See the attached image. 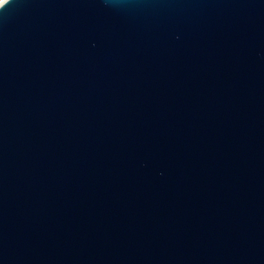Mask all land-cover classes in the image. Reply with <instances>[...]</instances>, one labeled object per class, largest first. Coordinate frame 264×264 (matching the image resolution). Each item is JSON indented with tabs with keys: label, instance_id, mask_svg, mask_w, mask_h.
Instances as JSON below:
<instances>
[{
	"label": "water",
	"instance_id": "1",
	"mask_svg": "<svg viewBox=\"0 0 264 264\" xmlns=\"http://www.w3.org/2000/svg\"><path fill=\"white\" fill-rule=\"evenodd\" d=\"M0 264H264V0L0 6Z\"/></svg>",
	"mask_w": 264,
	"mask_h": 264
},
{
	"label": "snow or ice",
	"instance_id": "2",
	"mask_svg": "<svg viewBox=\"0 0 264 264\" xmlns=\"http://www.w3.org/2000/svg\"><path fill=\"white\" fill-rule=\"evenodd\" d=\"M6 2H7V0H0V6H2Z\"/></svg>",
	"mask_w": 264,
	"mask_h": 264
}]
</instances>
